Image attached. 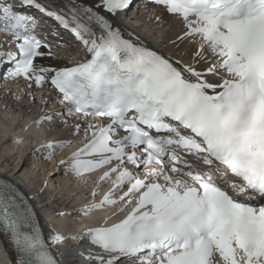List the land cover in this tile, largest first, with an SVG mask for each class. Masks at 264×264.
<instances>
[{
  "label": "snow or ice",
  "instance_id": "snow-or-ice-1",
  "mask_svg": "<svg viewBox=\"0 0 264 264\" xmlns=\"http://www.w3.org/2000/svg\"><path fill=\"white\" fill-rule=\"evenodd\" d=\"M18 2L50 18L52 36L71 34L86 56L72 66L38 63L67 46L38 39L35 17L0 5V31L17 49L0 51L14 62L8 77L29 88L50 85L65 106L34 123L72 118V136L83 133L82 146L59 166L77 178L103 170L93 198L112 181L80 211L132 205L119 222L71 237L87 240L80 253L87 264H264V0H150L179 19L173 47L192 48L180 56L121 32L116 18L134 0ZM0 233L15 264H62L53 249L66 237L45 238L33 209L3 179Z\"/></svg>",
  "mask_w": 264,
  "mask_h": 264
},
{
  "label": "bare ground",
  "instance_id": "bare-ground-1",
  "mask_svg": "<svg viewBox=\"0 0 264 264\" xmlns=\"http://www.w3.org/2000/svg\"><path fill=\"white\" fill-rule=\"evenodd\" d=\"M49 3L55 5L58 0H49ZM130 20L134 21L129 22ZM115 22L120 30L123 32L129 30L134 39L158 52L180 56L192 50L187 43L181 45L179 52L173 47V41L181 31V23L178 18L166 13L160 6L150 5L142 8L130 18L118 16ZM52 37L49 36L50 39ZM61 40L64 41L66 48L72 49V45L64 38L61 37ZM12 42L13 39L0 35V51ZM57 49L59 48L53 47L51 50L58 58L37 62L45 66L69 65L66 62V55L69 52L63 55ZM70 55L73 57L77 52ZM18 95L21 97L20 100L16 99ZM57 98L58 95L49 90L48 86L36 89L34 86L29 88L28 82L23 79L19 82L8 81L7 78L0 80V125L11 128V133L7 136L0 130V176L11 179L22 192H27L37 201L43 219L47 220L51 231L58 227L57 231L67 236V239L57 246L62 263L68 264L69 260H72V264H87L80 255L81 252L86 253L82 239L72 240L68 235L77 233L79 225L85 224L84 219L93 213L85 215L80 210L94 199L96 202L101 199L99 196L95 198L91 196L98 175L77 179L72 174H66L64 168L59 166V161L70 155V148H75L83 141V133L79 137L72 136L71 125L74 123L72 118L54 117L51 123L44 122L40 126L34 123L42 115L63 111L64 108ZM62 118L68 120V125L60 123ZM13 119L16 120L14 124L11 122ZM17 138L22 142L16 143ZM56 140H64L68 146L62 150L41 147L42 144ZM49 151L53 153L51 160L44 158ZM114 179L115 176L112 177V180ZM111 183V180L103 182L99 195H104L111 187ZM119 194L118 192L114 198ZM106 208L109 210L104 214L108 215L115 213L119 206ZM44 226L48 230L46 223ZM80 256V261H77Z\"/></svg>",
  "mask_w": 264,
  "mask_h": 264
},
{
  "label": "clouds",
  "instance_id": "clouds-1",
  "mask_svg": "<svg viewBox=\"0 0 264 264\" xmlns=\"http://www.w3.org/2000/svg\"><path fill=\"white\" fill-rule=\"evenodd\" d=\"M6 119H7V117H6ZM11 122L14 124L16 122V120L13 119ZM0 130L3 131L5 136H7V135H9L11 133V128L10 127H6L4 125H0Z\"/></svg>",
  "mask_w": 264,
  "mask_h": 264
}]
</instances>
